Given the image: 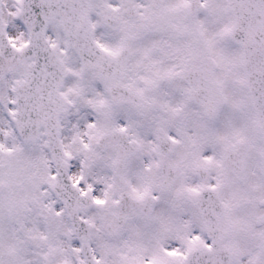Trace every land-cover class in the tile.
Here are the masks:
<instances>
[{
    "label": "snow or ice",
    "instance_id": "obj_1",
    "mask_svg": "<svg viewBox=\"0 0 264 264\" xmlns=\"http://www.w3.org/2000/svg\"><path fill=\"white\" fill-rule=\"evenodd\" d=\"M0 264H264V0H0Z\"/></svg>",
    "mask_w": 264,
    "mask_h": 264
}]
</instances>
